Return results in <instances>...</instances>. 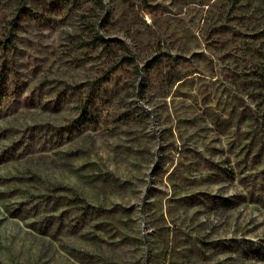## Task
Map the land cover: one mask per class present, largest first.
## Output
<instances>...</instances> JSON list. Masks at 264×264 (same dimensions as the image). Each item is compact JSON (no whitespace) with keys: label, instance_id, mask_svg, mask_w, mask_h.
<instances>
[{"label":"rangeland","instance_id":"1","mask_svg":"<svg viewBox=\"0 0 264 264\" xmlns=\"http://www.w3.org/2000/svg\"><path fill=\"white\" fill-rule=\"evenodd\" d=\"M263 65L264 0H0V264H264Z\"/></svg>","mask_w":264,"mask_h":264},{"label":"trees","instance_id":"2","mask_svg":"<svg viewBox=\"0 0 264 264\" xmlns=\"http://www.w3.org/2000/svg\"><path fill=\"white\" fill-rule=\"evenodd\" d=\"M6 42L8 43L9 41L7 40ZM4 49H8V47H4ZM255 77H256V80L264 82V65H263L262 68L257 70V73H256ZM72 133H73L72 130L68 131V134H72Z\"/></svg>","mask_w":264,"mask_h":264}]
</instances>
